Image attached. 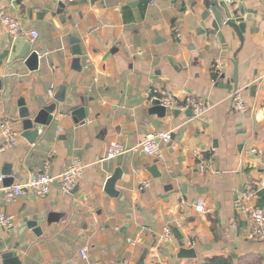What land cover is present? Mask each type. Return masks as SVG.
I'll list each match as a JSON object with an SVG mask.
<instances>
[{
  "label": "crops",
  "instance_id": "crops-1",
  "mask_svg": "<svg viewBox=\"0 0 264 264\" xmlns=\"http://www.w3.org/2000/svg\"><path fill=\"white\" fill-rule=\"evenodd\" d=\"M216 3L225 2L0 0V11L22 23L24 33L16 37H31L28 44L42 58L37 71L19 59L11 62L6 46L15 37L0 23V117L13 120L20 133L18 146L0 153V176L11 166L15 185L48 160L55 177L74 159L87 166L70 195L62 194L58 181L47 198L10 202L0 183V213L17 218L13 229L0 230V264L10 257L21 264H139L145 250L144 264H200L213 257L264 264V242L247 239L250 218L234 206L238 193L253 186L264 207V0L225 3L238 17H249L243 47L233 30L216 31L214 18L205 16ZM72 38L80 40L79 63ZM218 61L224 68L215 75ZM63 86L66 102L57 103L39 140L28 143L21 136L19 102L37 113L56 103ZM151 88L181 101L199 97L208 109L199 118L189 109L167 111L165 118L150 115ZM238 91L250 107L246 114L233 107ZM82 99L85 124L72 116ZM156 132L172 133L161 159L131 151ZM115 141L131 152L107 160ZM200 159L207 163L205 171ZM155 164L158 179L147 171ZM117 169L123 171L116 187L122 196L111 198L104 186ZM197 200L205 213L196 211ZM30 222H43L40 236L28 228ZM180 244L194 249L196 258L175 259Z\"/></svg>",
  "mask_w": 264,
  "mask_h": 264
},
{
  "label": "built area",
  "instance_id": "built-area-1",
  "mask_svg": "<svg viewBox=\"0 0 264 264\" xmlns=\"http://www.w3.org/2000/svg\"><path fill=\"white\" fill-rule=\"evenodd\" d=\"M57 3L65 5L73 3L75 0H52ZM156 0H152V5ZM227 5H233L235 0H223ZM212 6H210L211 8ZM209 8V9H210ZM0 23L7 28L11 36H19L24 33L21 21L5 11H0ZM33 39L39 38L37 31L30 33ZM224 68L223 62H217L213 65V73L219 75ZM53 94L52 90L49 92ZM147 102L150 106H153L156 102H159L161 106L165 107L170 113L181 112L185 113L188 109L193 111L196 118L202 116L208 109V104L201 98L196 96H189L185 100H179L171 93L161 91L155 88H151L147 94ZM232 104L236 112L246 114L249 112L250 107L244 100L241 92H236L232 96ZM264 107V101H263ZM0 139L2 143L0 145V153H4L19 144L20 133L16 129L15 122L11 119L0 117ZM172 140L171 132L150 133L140 143V145L131 151H143L149 158L161 159L162 148ZM119 141L112 142L106 153L107 160H116L125 154L131 152ZM56 151H53L50 157H54ZM200 170L205 171L207 163L204 159H200ZM87 166L80 159H74L67 170L59 177H55L50 169L49 160L46 161L45 166L41 170L34 172L33 177L13 185L10 188L5 189L6 198L10 202L17 201L20 198L35 197L44 199L47 198L54 188V184L59 181L62 194L70 195L78 186L79 181L85 172ZM5 177L0 176V183L4 181ZM148 182H142L141 187L143 189L149 188ZM259 190L253 186H250L245 191L238 193L234 206L236 209L246 214L251 221L250 230L247 235V239L252 242H264V207L258 205ZM196 211L198 213H205L206 208L202 200H197ZM17 218L14 215L0 213V230H11L15 227ZM171 238V231L169 228L165 229L164 239L169 240ZM135 245V242L132 243ZM81 256L84 260L88 259L86 250L81 251Z\"/></svg>",
  "mask_w": 264,
  "mask_h": 264
},
{
  "label": "water",
  "instance_id": "water-1",
  "mask_svg": "<svg viewBox=\"0 0 264 264\" xmlns=\"http://www.w3.org/2000/svg\"><path fill=\"white\" fill-rule=\"evenodd\" d=\"M225 3H216L215 6H212L210 9H207L205 13L206 17L214 18L213 28L216 31H219L220 28L225 27L233 30L238 36L241 47L244 45L245 37L244 34L246 32V24L249 21V17H238V11H231L227 8ZM31 40V37L21 38L15 37L10 40V43L6 46L7 49H10V61L21 60L24 65L31 71H37L40 69L41 60L39 53L35 50H32L30 45L28 44ZM71 44L74 46L73 56L79 58L76 59L75 63L80 62V58L82 56V51L79 47L80 40L76 38L71 39ZM234 64V83L236 84V89L238 88L237 79H238V63L236 60L233 61ZM0 90H2V84L0 82ZM54 100L56 103L50 105L41 106L40 110L35 113L33 110L28 108L24 100L19 102L20 109V119L23 121V133L22 138L27 140L30 144H35L45 128L48 125L50 116L55 113L57 108V103L64 104L66 102V87L63 86L60 88L59 92L55 96ZM82 106L74 109L72 112V116L82 124H85L87 119V109L84 106V100H81ZM148 113L150 115H156L159 118H165L167 115V110L165 107L161 106L159 102H156L153 106L149 107ZM189 114L192 115V111H189ZM147 171L155 178L158 179L161 177V173L158 172L157 164L153 166L147 167ZM2 175L5 177L4 183L7 188L13 186L15 182V178L12 175V167L6 166ZM123 171L121 169H117L116 172L107 179L104 191L111 198H119L121 197V193L117 191L116 187L119 181L122 180ZM43 222H30L28 224V228L33 229L34 233L37 236L42 234L41 225ZM128 226H125V230ZM180 251L177 255H175V259H192L196 258V252L194 249H185L184 244H180ZM148 254V250H145L142 260L139 264H144V259ZM3 264H21L17 257L5 258L3 260Z\"/></svg>",
  "mask_w": 264,
  "mask_h": 264
},
{
  "label": "trees",
  "instance_id": "trees-1",
  "mask_svg": "<svg viewBox=\"0 0 264 264\" xmlns=\"http://www.w3.org/2000/svg\"><path fill=\"white\" fill-rule=\"evenodd\" d=\"M208 6L210 7L211 5ZM200 264H236V262L232 258L213 257V258L205 259Z\"/></svg>",
  "mask_w": 264,
  "mask_h": 264
}]
</instances>
